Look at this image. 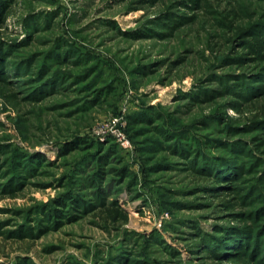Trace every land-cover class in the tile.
I'll return each instance as SVG.
<instances>
[{
	"label": "rangeland",
	"instance_id": "obj_1",
	"mask_svg": "<svg viewBox=\"0 0 264 264\" xmlns=\"http://www.w3.org/2000/svg\"><path fill=\"white\" fill-rule=\"evenodd\" d=\"M0 264H264V0H0Z\"/></svg>",
	"mask_w": 264,
	"mask_h": 264
},
{
	"label": "trees",
	"instance_id": "obj_2",
	"mask_svg": "<svg viewBox=\"0 0 264 264\" xmlns=\"http://www.w3.org/2000/svg\"><path fill=\"white\" fill-rule=\"evenodd\" d=\"M258 78H260V77H258ZM250 81H248L247 83H245L246 86H245V84L243 85V89H244L243 92L244 93L251 92V90H250L251 88L254 89L253 90L254 93L256 92L257 88H254V87H255V85L257 83V80H255L254 82H250ZM144 117H146V116H144ZM235 151H236V148L234 147L233 152H235ZM231 161H234V155L232 157H229V159L226 160V161H221V164L220 165H217L216 159H211V158H208V160L206 161V163H208L211 167H214V165H215V166H218L220 169L223 168V170H224L228 166L226 164H230ZM210 166H208V167H210ZM238 229L235 231V233L232 232V234L230 236L228 235V237H229L228 240H231V238H232V240H235L236 238H241L240 240L243 241L247 236H250L249 234L253 233L252 231H251V233H249V231L246 230V229L244 231H242V230L241 231H238ZM261 235L262 234H259V237H258V240H260V241H261ZM246 243H249V244L251 243L250 238L249 239H246V241L244 242V244H246Z\"/></svg>",
	"mask_w": 264,
	"mask_h": 264
},
{
	"label": "built area",
	"instance_id": "obj_3",
	"mask_svg": "<svg viewBox=\"0 0 264 264\" xmlns=\"http://www.w3.org/2000/svg\"><path fill=\"white\" fill-rule=\"evenodd\" d=\"M113 134L114 135H116V137L118 138V139H122L123 138V134L121 133V132H117V131H113Z\"/></svg>",
	"mask_w": 264,
	"mask_h": 264
}]
</instances>
